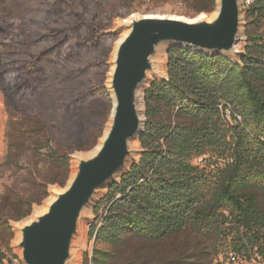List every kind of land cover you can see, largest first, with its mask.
<instances>
[{
    "label": "trees",
    "instance_id": "16d2710c",
    "mask_svg": "<svg viewBox=\"0 0 264 264\" xmlns=\"http://www.w3.org/2000/svg\"><path fill=\"white\" fill-rule=\"evenodd\" d=\"M3 1L35 2L56 11L68 0ZM205 1L211 5L208 11L218 7V0ZM245 12L257 32L247 34L239 60L186 47L167 51V78L153 80L144 92L147 122L139 138L140 158L95 208L104 206L101 224L90 232L97 241L118 246L130 238L161 240L190 228L236 256L264 259V208L255 193H264V0H255ZM71 13L67 23L41 36L47 45L38 54L12 72L1 71L9 96L33 97L50 69L112 50L116 36L107 31L109 22L79 10ZM20 122L36 151L49 147L52 164L64 168L51 183L65 185L69 154L54 148L38 116L25 115ZM10 254L16 257L9 245L6 251L0 246V264L10 262ZM113 256L96 248L93 261L106 264Z\"/></svg>",
    "mask_w": 264,
    "mask_h": 264
},
{
    "label": "rangeland",
    "instance_id": "374dc122",
    "mask_svg": "<svg viewBox=\"0 0 264 264\" xmlns=\"http://www.w3.org/2000/svg\"><path fill=\"white\" fill-rule=\"evenodd\" d=\"M249 4L248 0H243L244 34L238 45L240 55L245 53L247 34L257 32L246 17L245 9ZM210 6L205 0H68L64 7L52 11L40 3L0 0V246L6 251L9 245L16 254V257L10 254L11 261L6 264H26L19 247L21 228L45 212L57 193L67 188L76 171L78 157L93 155L109 129L113 110L112 69L117 46L129 31L131 17L163 15L212 19L217 8L208 11ZM73 10L83 12L88 18L109 22L107 31L116 36L112 50L50 69L47 82L33 97L9 96L1 71L12 72L19 63L38 54L47 45L41 36L52 26L67 23ZM169 47L163 48L157 56V74H152L142 89L143 97L153 80L167 78ZM103 86L108 88L110 96ZM83 96L86 99L75 106ZM142 109L145 111L144 102ZM25 115L38 116L41 125L47 127L54 148L69 154L70 175L65 185L51 183L54 178L62 177L64 168H55L52 164L49 147L36 151L33 138L20 122ZM132 147L136 154L130 166L142 153L139 139ZM106 191L107 188L102 189L86 211L69 264H95L96 248L114 254L106 264H264L262 256L248 258L238 254L233 260L227 247L216 246L213 237L202 236L190 228L161 240L130 238L118 246L97 241L90 232L94 224H101L104 206L98 211L95 208ZM255 193L264 208V193L260 190ZM22 198L26 201L19 205ZM30 208L26 217L17 218Z\"/></svg>",
    "mask_w": 264,
    "mask_h": 264
},
{
    "label": "water",
    "instance_id": "95a60500",
    "mask_svg": "<svg viewBox=\"0 0 264 264\" xmlns=\"http://www.w3.org/2000/svg\"><path fill=\"white\" fill-rule=\"evenodd\" d=\"M243 0H218L214 18L133 16L116 49L110 80L113 111L101 147L78 157L76 173L48 209L21 228L19 247L26 264H69L86 211L102 189L117 182L135 157L133 142L145 131L142 89L157 74L163 48L186 47L239 59L243 39ZM167 50V51H168Z\"/></svg>",
    "mask_w": 264,
    "mask_h": 264
},
{
    "label": "bare ground",
    "instance_id": "6f19581e",
    "mask_svg": "<svg viewBox=\"0 0 264 264\" xmlns=\"http://www.w3.org/2000/svg\"><path fill=\"white\" fill-rule=\"evenodd\" d=\"M131 20H132V17H131L130 21H131ZM191 20L196 21V20H199V19L197 18V19H191ZM238 57H240V56L238 55ZM113 68H114V67H113ZM112 71H113V69H112ZM112 94H113V92H112ZM113 103H114V102H113ZM112 111H113V110H112ZM108 131H109V129H107V130L105 131L104 136H103L101 142H100L99 145L96 147V151H98V149L101 147L102 142H103L104 138L106 137ZM75 173H76V171L74 172V174H73V176L71 177L70 181L73 179Z\"/></svg>",
    "mask_w": 264,
    "mask_h": 264
},
{
    "label": "built area",
    "instance_id": "2783aa9c",
    "mask_svg": "<svg viewBox=\"0 0 264 264\" xmlns=\"http://www.w3.org/2000/svg\"><path fill=\"white\" fill-rule=\"evenodd\" d=\"M251 1L254 2L255 0H248V2H249L250 4L252 3ZM232 259H233V260H236V255H235V254H232Z\"/></svg>",
    "mask_w": 264,
    "mask_h": 264
}]
</instances>
